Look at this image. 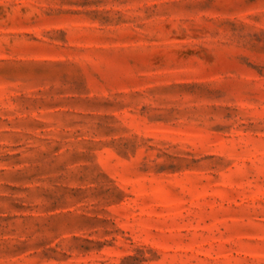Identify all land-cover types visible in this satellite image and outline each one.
<instances>
[{"label":"rangeland","instance_id":"374dc122","mask_svg":"<svg viewBox=\"0 0 264 264\" xmlns=\"http://www.w3.org/2000/svg\"><path fill=\"white\" fill-rule=\"evenodd\" d=\"M0 264H264V0H0Z\"/></svg>","mask_w":264,"mask_h":264}]
</instances>
